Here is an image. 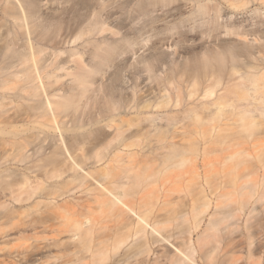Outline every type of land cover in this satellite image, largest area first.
<instances>
[{
  "label": "rangeland",
  "instance_id": "rangeland-1",
  "mask_svg": "<svg viewBox=\"0 0 264 264\" xmlns=\"http://www.w3.org/2000/svg\"><path fill=\"white\" fill-rule=\"evenodd\" d=\"M39 4L47 13L61 15L65 21L77 20L98 11L103 19L102 27L105 28L101 33L95 31L84 35L77 42L90 40L92 45L101 40L110 42V49L103 52H97L89 42L84 46L79 44V48L72 51L70 47L57 53L47 49L43 54L50 57L49 61L55 58L60 65L53 69L50 77L44 79V82L49 80L48 89L70 98L66 101L67 106H63L57 114V125L61 127L64 139L70 143L77 137L89 134L90 140L86 139L84 147L91 148V154L99 147L104 149L105 157L101 160L98 161L97 157L85 160L86 171L116 167L129 159L142 162L147 156H152L151 151L159 145L158 129H170L166 142L186 145L184 150L189 160L169 171L165 169L166 164L160 165V159L147 164L148 170L143 176L153 169H159V172L156 183L140 192L144 198H148L149 190H154L158 205L164 200L189 204L200 183L211 204L202 215L200 228L192 233L194 240L206 228L217 200H223L224 197L217 199L219 194L234 190V187L237 194L240 183L246 180L252 181L256 187V194L247 206L248 212L256 207L260 210L259 216L264 215V202L257 203L259 194L264 192V115L260 111L255 113L254 120L259 122V126L254 127V133H238L240 103L234 102L219 113L216 112L215 103L227 89L235 88L241 82L240 73L231 76L236 64L241 71L258 72L263 76L258 90L253 93L255 98L249 97L244 103L252 102L251 107L254 104L264 107V67L260 65L253 69L249 66L253 65L255 59L248 48L251 44L264 42V0H40ZM117 28L121 32L118 39ZM50 36H54L52 27L47 31V37ZM1 37L0 32V44H3L5 38ZM9 54L6 49H0V67L5 65ZM86 70L89 88L81 95L74 79ZM55 76L60 79L56 78L58 81H55ZM15 84V79L9 83ZM209 88H213L214 93L206 96L205 91ZM27 102L33 103L19 97L12 98L14 106H25ZM18 124L20 128H28L23 132L24 136L34 134L38 125L29 117ZM48 124L52 125L53 121H48ZM119 126L130 127L124 132L126 136L138 128L142 132L139 144L136 142L125 146V143H118ZM44 132L42 135L47 137L41 152L45 149L49 151L60 142L59 129L45 128ZM0 136L6 139L12 134L4 129ZM182 136L185 140L181 139ZM192 141H197L196 151L187 148ZM124 142L130 143L131 139ZM40 143L42 140L38 138L29 147L32 150ZM236 151L250 155L245 163L228 159ZM80 153L77 149L73 154L78 156ZM7 155L6 158L11 157L9 153ZM178 158L173 157L169 163ZM42 172L35 170L28 174L31 179H34V175L42 178ZM3 179L0 178V201L8 198L5 194L9 192L5 182L7 178ZM67 179L60 178L59 181ZM75 183L65 185L72 188ZM89 187L93 188L94 184ZM38 199L32 197L16 204L9 200L5 202L15 213L11 221L3 222L5 218L0 221V264H9L27 246L33 250L35 246L42 247L35 252L30 264H54L73 258L71 254L75 242L73 237H69L65 218L34 221L35 212L28 210L22 213L27 205ZM41 200L47 201L44 198ZM55 201L70 204L74 216L89 210L97 227H115L113 217L102 211L103 207L95 201L94 191L75 188ZM246 217L247 214H241L239 223L245 226ZM22 220H31L30 224H35V228L26 223L17 224ZM12 222L14 224L11 225ZM51 227L60 230L52 231ZM231 237L232 234L218 237L214 250L216 258L226 259L238 254L245 259L247 249H244L245 246L248 248V243L242 242L244 249L233 253V244L228 242ZM128 246L112 259L114 263L133 264V259L123 261V252L127 251ZM168 246L170 248V245L164 244L154 246L156 248L149 251L147 256L143 253L137 257L146 258V263H151L157 256L156 251H164ZM50 254L60 258L54 259ZM85 255L89 256L90 252H85ZM109 262L105 261L104 264ZM199 263L205 264V260L200 259Z\"/></svg>",
  "mask_w": 264,
  "mask_h": 264
},
{
  "label": "bare ground",
  "instance_id": "bare-ground-1",
  "mask_svg": "<svg viewBox=\"0 0 264 264\" xmlns=\"http://www.w3.org/2000/svg\"><path fill=\"white\" fill-rule=\"evenodd\" d=\"M39 1L0 0V32L1 36L3 35L1 39L5 38L4 43L0 44V49L10 52L5 65L0 67V81H2L0 82V134L4 129H8L12 134L6 139L0 136V178L8 179L5 182L6 188L9 189V192L5 191L8 198L0 201V221L1 218H5L3 222H9L14 217L15 210L5 203L6 201L9 200L10 203L16 204L15 202L39 197L40 199L27 205L22 213L28 210L35 212L34 221L65 218L64 224L67 226V231L70 232L69 237H73L75 242V248L71 254L73 258H67L54 264H104L108 260L109 264H118L114 263L112 259L119 255L127 245L129 246L127 251L123 252V261L133 259V264H200V259L205 260V264H264V215L259 216L260 210L256 207H252L248 212L247 207L250 199L256 194V187L252 181L241 182L237 194H235L234 185H232L234 190L219 194L217 199L224 198L221 201L217 200L214 213L196 240L193 239L192 233L200 228L202 215L211 204L200 183L189 204L164 200L161 205H158L153 195L154 190H149L148 198H144V194H140L142 190H147L157 181L159 169H153L152 172L143 176L148 170L147 164L160 159V165L166 164L165 169L169 171L184 165L189 160V156L184 150L186 145L182 142H166L170 129H158L157 141L159 145L151 151L152 156H147L142 162L129 159L118 163L116 167H105L93 171L84 169L87 165L86 159L97 157L99 161L104 158V149L99 147L91 154V148L84 147L86 139L90 140L89 134L77 137L70 143L64 139L61 127L57 125V114L63 106L65 107L66 101L70 98L65 94L48 89L49 80L44 82V79L50 77L53 69L60 65L55 62V58L49 61L50 57H45L43 54L47 49L52 53H57L63 48L70 47V51H72L78 49L79 44L84 46L90 40H85L83 43L77 41L84 35L93 34L95 31L101 33V30L105 28L102 27L103 19L100 13L95 11L86 14L85 17L77 18V20L65 21L61 15L49 14L44 11ZM51 27L54 36L47 37V31ZM119 32L120 28H117L116 35L119 36L121 33ZM62 34L64 35L59 39L56 38L57 35ZM118 38L121 37L116 39ZM90 44L92 45L93 42ZM92 47H95L97 52H103L110 49L111 46L109 41L101 40ZM248 48L255 59L253 65L249 66L253 69H257V66L260 65L264 67V42L251 44ZM238 67L236 64L233 66L231 76L240 73L241 82L237 83L235 88L227 89L225 94L216 99V112L219 113L227 106L233 105L234 102H239V129L237 132L246 131L252 134L259 126V122L254 120L255 113L260 111L264 115V107H259L257 104L251 107L252 102L244 103V101H248L249 97L255 98L253 93L258 90L263 76L258 72L241 71ZM48 68H52V70L49 71ZM87 72V70L84 71L74 79L76 89L80 91L81 95L89 88ZM54 78L55 81L60 79L56 76ZM12 79H15L17 84L9 85ZM213 93V88L205 91L206 96ZM17 97L26 101L31 100L33 103L27 102L25 106H14L12 98ZM110 108L113 109V107ZM26 117L38 125L34 134L24 136L23 132L28 128H20L18 123L25 120ZM48 121H53V124L49 125ZM63 123H65L64 120ZM45 128L59 129L61 131L58 137L60 142H55V147L52 146L49 151L45 149L41 152V146L44 145L47 137L45 134L42 135L45 133ZM129 128L117 127V135L120 136L118 143H125V146L133 145L142 138V132L138 128L130 131L126 136L124 132ZM38 138L42 140V143L31 150L29 145L31 146ZM127 139H131V142H124ZM181 139L185 140L184 136ZM195 145L197 146V141H192L187 148L196 151ZM77 149L81 151L79 157L73 154ZM8 153L10 158H6ZM158 154L160 156L157 157ZM177 156L178 160L169 163L173 157ZM247 156L250 155L236 151L229 155L228 159L245 163ZM35 170L43 171L42 178L35 175L34 179L30 178L28 173ZM80 170H83V173H80ZM240 176L243 177V175ZM67 177L68 179L64 182L59 181L60 178ZM73 182L76 183L72 188L65 185ZM91 184H94L93 188L89 187ZM80 187L94 191L95 201L103 207L102 211L113 217L114 228L108 225L97 227L89 210L74 216L75 213L71 210L70 204H58L55 201L57 197L69 194L73 189ZM41 198L47 201H43ZM263 198L264 192L259 194L257 203L264 202ZM42 203L44 205L41 206ZM241 214L243 216L247 214L245 226L239 223ZM31 222V220H22L17 224L26 223L35 228L36 225L30 224ZM221 223L225 224L220 227ZM59 230V228H52V231ZM221 234H232L228 242L233 244V253L241 252L244 249L242 242L248 243V248L245 246L244 249V251L247 249L245 259L238 254L226 259L216 258L215 243ZM178 239H180L179 242ZM52 240L55 239L52 238ZM161 244L170 245V248L168 246L164 251H156L157 256L151 263H146L148 261L146 258L137 257L143 253L147 256L149 251L156 248L154 246ZM27 248L28 246L9 264H30L35 252L42 247L35 246L34 250ZM85 252H90V255L86 256ZM50 257L60 258L55 254H50Z\"/></svg>",
  "mask_w": 264,
  "mask_h": 264
}]
</instances>
